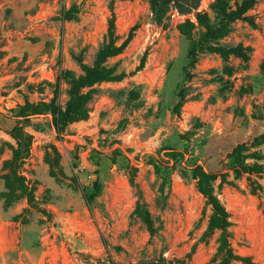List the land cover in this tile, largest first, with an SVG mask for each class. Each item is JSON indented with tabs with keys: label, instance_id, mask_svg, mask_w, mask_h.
<instances>
[{
	"label": "rangeland",
	"instance_id": "1",
	"mask_svg": "<svg viewBox=\"0 0 264 264\" xmlns=\"http://www.w3.org/2000/svg\"><path fill=\"white\" fill-rule=\"evenodd\" d=\"M262 133L264 0H0V264H264Z\"/></svg>",
	"mask_w": 264,
	"mask_h": 264
},
{
	"label": "trees",
	"instance_id": "2",
	"mask_svg": "<svg viewBox=\"0 0 264 264\" xmlns=\"http://www.w3.org/2000/svg\"><path fill=\"white\" fill-rule=\"evenodd\" d=\"M151 1L153 4H157V3L164 4L169 0H151ZM170 1H173L174 8L177 10V12L181 14H187L194 10H197L201 0H170ZM129 37L127 38L128 40L130 39ZM107 39H108V43H104L99 49L98 52L99 63H97L94 67L96 69L99 68L100 74L98 77L100 79H105V80L111 79V77L104 73L106 69L99 64L103 63L106 57L118 54L127 43L126 40L121 44H116L118 37L117 35H115L114 23L112 21H110L109 23ZM85 70L87 71L88 74H91L94 71V69H89V70L85 69ZM263 143H264V133L256 136L251 141L250 146H257ZM246 150H247V145L245 143L236 145L231 150V152L226 155L227 158L226 167L234 172L248 173V174L262 173L264 171L263 164H259L257 162L250 164L245 162L247 156L253 158L256 161L261 160L262 158L261 153L255 151L248 153L246 154V156H244L242 153ZM192 175L193 178L197 179L199 190L206 198L208 204H210L212 212L215 216L216 225L221 230V236L219 238L218 248L220 250V254L222 255V258L230 261L233 259H238L239 257L233 254V252L231 251L230 245L227 240L226 229L230 224L228 221L227 212L219 202L216 195L213 194L210 187L208 186V183L216 178V174L206 172L200 166H196L193 169ZM256 189H258V186H255L253 188V190ZM138 264H152V263L140 262Z\"/></svg>",
	"mask_w": 264,
	"mask_h": 264
},
{
	"label": "built area",
	"instance_id": "3",
	"mask_svg": "<svg viewBox=\"0 0 264 264\" xmlns=\"http://www.w3.org/2000/svg\"><path fill=\"white\" fill-rule=\"evenodd\" d=\"M77 176L79 179L84 180V181H91L93 180V174L88 171V169L85 166H79L75 170Z\"/></svg>",
	"mask_w": 264,
	"mask_h": 264
}]
</instances>
